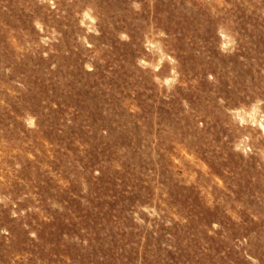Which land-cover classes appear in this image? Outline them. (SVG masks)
<instances>
[{
	"label": "rangeland",
	"instance_id": "obj_1",
	"mask_svg": "<svg viewBox=\"0 0 264 264\" xmlns=\"http://www.w3.org/2000/svg\"><path fill=\"white\" fill-rule=\"evenodd\" d=\"M0 264H264V0H0Z\"/></svg>",
	"mask_w": 264,
	"mask_h": 264
}]
</instances>
